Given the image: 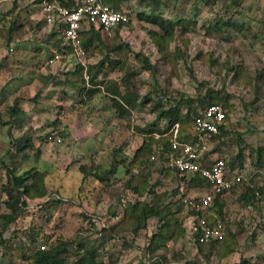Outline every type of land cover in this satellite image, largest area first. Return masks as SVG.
Wrapping results in <instances>:
<instances>
[{
  "label": "rangeland",
  "instance_id": "1",
  "mask_svg": "<svg viewBox=\"0 0 264 264\" xmlns=\"http://www.w3.org/2000/svg\"><path fill=\"white\" fill-rule=\"evenodd\" d=\"M118 6L129 12V24L93 36L82 61L69 52L46 65L54 45L37 5L0 0V212L8 211L7 169L38 171L45 190L24 196L21 215L2 230L0 264H33L35 249L57 244L66 247L67 264L89 249L98 264H264V0H159L155 8L118 0ZM153 14L178 20L170 38L152 36L161 30L142 16ZM77 62L83 70L65 79ZM98 69L99 91L88 98L87 74ZM108 82L122 90L128 84L134 98L127 114L112 106ZM208 94L224 104L226 129L211 138L207 155L223 156L242 178L219 197L225 238L191 246L179 237L152 253L146 245L157 218L136 219L132 204L149 200L154 187L160 206H181L175 214L181 220L189 210L179 196L208 187L181 185L171 170L161 172L167 163L157 157L147 167L131 164L140 131L156 123L159 108L180 102L183 112ZM16 97L25 115L11 122L5 110ZM247 187L260 192L245 202Z\"/></svg>",
  "mask_w": 264,
  "mask_h": 264
},
{
  "label": "trees",
  "instance_id": "2",
  "mask_svg": "<svg viewBox=\"0 0 264 264\" xmlns=\"http://www.w3.org/2000/svg\"><path fill=\"white\" fill-rule=\"evenodd\" d=\"M140 1H146L147 6H151L152 8H155L159 5V0H140ZM107 4H110L115 9H120L118 6V0H104ZM142 16V15H141ZM144 19L152 24H155L160 30L161 33L158 34L156 31H152V36L154 38L164 37V38H170L175 25L177 24V21H173L168 18H163L158 15H148V16H142ZM130 21V19H129ZM129 21L126 22V24H129ZM116 31L118 29H115ZM99 35L98 31L93 30H83L81 31V45L84 50L87 49L88 45L92 42L93 36ZM48 41L52 42L54 45V48H56L60 53L68 54L71 52V47L69 46H63L62 45V39L58 36L56 32H49L47 34ZM156 40V39H155ZM157 41V40H156ZM161 41H157V45L159 46V50H161ZM144 68L146 66L149 68L151 65L150 63L144 58ZM46 65L48 64L46 61L44 62ZM147 64V65H146ZM76 69V70H75ZM79 73L83 70V66L81 63L77 62L74 65L73 70L66 69L65 71V79H69L68 75L74 74L77 72ZM100 70L94 71L93 74H87V78H89V81L92 85V88H87V95L90 98L93 96L94 93L98 92V83L95 81L98 72ZM71 81V79H69ZM102 84L103 82L100 81ZM112 83V84H111ZM114 82H108L106 84V93L109 95L110 101L112 106H114L115 110L118 112L119 116H123L128 113L127 106L129 105V102L134 97L131 96L130 92L128 91V84L123 85L122 88H119L118 85H113ZM84 86L79 87V89H83ZM107 97V96H106ZM207 98V100L204 101V99ZM205 98L199 99V107L192 108L191 106H187V108L182 112V108L180 107V102H177L176 104H171L167 108H159L157 115H156V123H153L149 129L145 131H140V133L143 134L141 143L135 148L131 164H135L140 162H144L145 166H149L150 164H153L155 162L156 157L158 159L165 160L167 162V158L169 154L172 152L174 154H177V149H172L171 147V138L172 133L170 131L173 123H177V133H176V139L178 141L183 142H191L197 138V133L192 127L193 122V116L197 114L199 110L204 108L205 106L212 104V103H219L224 107V104L219 100H213V96L211 94H208ZM22 100V97H16L9 106L6 107V112L9 115V120L11 122H19L23 115H25L24 110L22 106L20 105ZM187 105V103H186ZM1 120V116H0ZM2 121V120H1ZM188 125L187 127H185ZM226 129L225 124L221 125L219 127V131L217 134H213L211 138L220 137L224 134ZM20 143V141L18 142ZM144 152L146 154V158L144 160L139 159V155ZM138 161V162H137ZM129 163V164H130ZM228 166V165H227ZM167 169L164 171V169L161 170L162 173L167 174L169 170H171L178 179V183H181V185L185 184L187 186H194V185H200L204 184L206 187H208V183L203 179L199 172H192V173H185L180 172L177 169L167 165ZM84 175L90 174V172L85 171L82 169ZM26 171L22 174H16L12 171V169H7V174L9 178V188H6V195L7 200L5 201V207L8 209L6 212H0V239H1V233L4 228H6L10 223L15 222L19 216L21 215L23 211V207L25 206V198L26 197H34V196H43L45 193L44 188L41 186L42 179L41 175L38 171ZM30 173V174H29ZM232 173V172H231ZM234 173V172H233ZM93 174L98 179H102V175L96 174V172H93ZM188 175V176H187ZM31 179L30 183H26L25 181L27 179ZM242 181V178L236 182L233 187L238 185ZM232 187V188H233ZM135 190L138 188L134 187ZM154 187L149 188L148 194L152 195L149 200L144 201H137L132 204L134 208H136L138 214H135L136 219H149L152 217H156L158 221L157 227L152 231V233L149 236V241L146 245V250L154 253L159 248H165V245L167 241L171 239H177L179 237H183L186 231V227L184 224V218L181 220H178L175 216L176 212H179L181 209V206H178L176 210H171L169 206L166 204L165 208L159 205V203L154 199L156 196V193L154 192ZM259 190L253 189L252 187H247L245 192L241 195L245 202L250 201L251 198H254ZM260 192V191H259ZM183 194V193H182ZM182 194L179 196L180 203L183 201L181 200ZM182 201V202H181ZM219 201V196H215L213 199L212 204L207 208V210L204 213V216L206 218V222L208 224H211L215 218H219L222 221V214L220 208L217 207ZM183 205L184 202H183ZM168 207V208H167ZM186 207V206H185ZM188 208V207H187ZM214 208V210H213ZM189 212L186 213L184 217L187 215L198 213L194 209H189ZM216 212V213H215ZM214 215H218L215 217ZM176 221L175 227L171 228L173 225V221ZM225 228H224V235L220 240H210L206 243H197V246L201 245H212L216 242L223 241L225 238ZM67 249L64 246H61L59 244L57 245H50L48 248H37L33 252V264H67ZM224 254V252H223ZM226 254V252H225ZM95 250L89 249L85 250L84 254L77 255L75 261L72 264H98L95 258ZM10 264V263H7Z\"/></svg>",
  "mask_w": 264,
  "mask_h": 264
},
{
  "label": "built area",
  "instance_id": "3",
  "mask_svg": "<svg viewBox=\"0 0 264 264\" xmlns=\"http://www.w3.org/2000/svg\"><path fill=\"white\" fill-rule=\"evenodd\" d=\"M38 9L39 18L46 31L56 32L62 39L63 46L71 47V53L80 61L84 55L81 45V31L93 30L111 34L129 21L130 15L126 9H115L104 0H32ZM64 53L56 48L51 49L46 62L50 65L61 61ZM226 111L219 103H212L193 116L192 127L197 138L191 142L176 139L178 124L173 123L171 147L177 149V154L170 153L167 165L180 172H199L209 184L208 189L193 196H184L182 201L195 214L187 215L184 219L186 227L183 240L191 246L206 243L210 240H220L224 235V225L219 218L211 224L204 216L215 196L222 197L241 179L239 173H230L223 156L207 155L209 141L217 134L219 127L225 124ZM43 248V246H41Z\"/></svg>",
  "mask_w": 264,
  "mask_h": 264
},
{
  "label": "crops",
  "instance_id": "4",
  "mask_svg": "<svg viewBox=\"0 0 264 264\" xmlns=\"http://www.w3.org/2000/svg\"><path fill=\"white\" fill-rule=\"evenodd\" d=\"M185 219V218H184ZM183 238V237H182Z\"/></svg>",
  "mask_w": 264,
  "mask_h": 264
}]
</instances>
